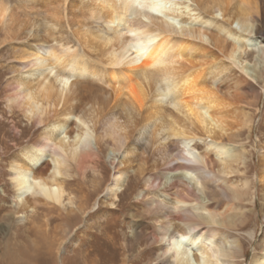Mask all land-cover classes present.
Wrapping results in <instances>:
<instances>
[{"label": "bare ground", "instance_id": "obj_1", "mask_svg": "<svg viewBox=\"0 0 264 264\" xmlns=\"http://www.w3.org/2000/svg\"><path fill=\"white\" fill-rule=\"evenodd\" d=\"M233 1L79 0L70 23L78 41L98 52L96 62L61 45L18 51L29 69L10 83L8 103L44 129L9 164L16 206L63 208L67 164L75 163L83 181L99 153L118 159L105 190L115 196L135 157L133 133L146 135L157 158L134 171L149 172L147 198L151 190L159 198L144 213L152 216L148 233L135 230L143 246L136 264H244L243 244L231 230L245 226L248 215L232 212L231 204L245 192L221 186L243 153L224 139L234 114L205 80L212 68L237 69L254 81L264 76L256 2ZM61 5L43 7L55 20L64 13ZM7 14L0 2L1 27L11 22ZM94 22L100 29L87 28ZM247 50L256 54L253 64L244 60ZM248 122L243 116L241 127ZM169 138L176 140L166 147L161 142ZM175 158L183 163L173 164ZM260 166L264 199V156ZM247 264H264V230Z\"/></svg>", "mask_w": 264, "mask_h": 264}, {"label": "rangeland", "instance_id": "obj_2", "mask_svg": "<svg viewBox=\"0 0 264 264\" xmlns=\"http://www.w3.org/2000/svg\"><path fill=\"white\" fill-rule=\"evenodd\" d=\"M78 1L65 0L62 6L64 0H31V4L29 0H0L8 8L7 19L11 21L0 26V264H136L135 258L143 246L138 243L135 230L142 229L148 233L152 216L144 213L147 204L159 198V193L154 190L147 198L144 178L149 172L140 176L137 174L139 170L134 171L139 169L142 161L153 163L157 158V145L150 146L144 139L146 135L138 139L137 133H133L135 140L130 149L135 152V157L115 196L106 195L105 190L116 171L114 166L118 159L114 154L108 157L107 153H99L93 170H87L83 181L76 176L75 163L67 164L63 176L66 194L63 208L37 205L26 212L14 202L9 164L23 147L38 140L44 129V126H32L7 100L12 80L25 76L29 69L22 67L25 62L21 61L22 52H19L30 50L28 47L35 48L37 43L46 49L61 45L68 48L69 53L74 52L96 62L98 52L89 49V44L84 47L78 41L75 36L77 27L70 23ZM253 1L262 17L263 34L260 39H263L264 0ZM44 2H50V7L61 5L64 13L53 21L49 16L53 11L44 8ZM239 2L234 0L231 4L241 6ZM99 27L100 22L87 25L92 31ZM254 57L253 51H245L247 63L253 64ZM230 69L220 72V69L212 68L209 73L205 72V80L212 84L234 114L229 120L233 127L224 139H229L243 153L242 161L231 165L229 174L222 175L225 182L221 186L226 190L238 188L245 192L240 201L235 200L231 204V208L232 212L244 211L248 215L247 223L231 230V233L242 242L243 261L247 264L264 230V199L259 185L264 156V76L254 81L241 75L237 69ZM258 75L256 72L255 76ZM243 116L249 118L248 126L241 127ZM175 140L169 138L161 143L168 147ZM180 163L183 162L178 159L173 161V164ZM119 168L123 169V165ZM245 182L248 184L246 187ZM221 208H225L224 204ZM19 219L23 220L20 222Z\"/></svg>", "mask_w": 264, "mask_h": 264}]
</instances>
